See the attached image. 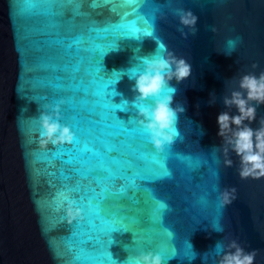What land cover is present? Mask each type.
Instances as JSON below:
<instances>
[{
    "label": "water",
    "instance_id": "water-1",
    "mask_svg": "<svg viewBox=\"0 0 264 264\" xmlns=\"http://www.w3.org/2000/svg\"><path fill=\"white\" fill-rule=\"evenodd\" d=\"M154 2L164 4L166 0ZM180 6L198 17L196 33L185 28L187 35L182 34L178 18L169 12L159 15L156 38L121 40L118 49L108 52L102 61L105 79L113 72L122 73L108 90L111 93L114 89L117 95L108 98L115 104L127 102L126 110L116 109V115L131 127L129 122L140 117L137 93L133 91L135 79L129 78V70L142 66L144 57L154 56L159 44L164 45L160 54L171 51L190 63V77L169 84L177 89L172 107L182 103L186 109L177 120L185 139L174 141L171 151L198 157L202 166L193 170L170 157L174 178L152 185L157 196L169 205L165 223L174 233L173 245L178 253L163 258L164 264H217V244L231 239H238L247 251L258 250L255 264H264V178L242 180L235 153L230 155L233 165L224 166L216 123L217 115L226 110L223 96L236 86L239 76L253 71V63L259 65L257 75L264 70V0H180ZM151 7L144 6L142 11L148 13ZM85 11H91L87 4ZM98 12H92V17L100 25L116 19L106 8ZM76 25L70 35L87 34L86 20L77 19ZM25 27L19 18V0H0V264H70L66 238L71 233L69 225L60 219L62 213L56 209L55 200L62 186L75 184L76 177L68 171L70 166L38 154L53 146L42 148L33 134L32 121L41 113L36 97L48 95L38 92L32 80L37 75L35 65L42 60L60 64L59 71L39 74L54 81L61 77L64 95H74L78 101L86 97L67 90L79 84L78 79H72L76 75L75 50L40 43L55 40V36L29 34L26 38ZM61 31L69 35L67 29ZM236 37L241 42L228 56L224 53L226 41ZM212 94L216 96L214 105L209 103ZM143 103L153 105L155 98ZM261 117L264 105L257 108L253 128L258 127ZM62 169L73 179L63 180ZM225 188H236L237 198L221 208L218 197ZM141 196L146 202L140 209L147 221L155 206L145 194ZM217 225L224 231H216L213 226ZM111 239L113 259L126 264L129 249L135 246L134 234L116 231ZM185 241L195 253L192 259L183 255Z\"/></svg>",
    "mask_w": 264,
    "mask_h": 264
},
{
    "label": "snow or ice",
    "instance_id": "snow-or-ice-1",
    "mask_svg": "<svg viewBox=\"0 0 264 264\" xmlns=\"http://www.w3.org/2000/svg\"><path fill=\"white\" fill-rule=\"evenodd\" d=\"M86 4L91 11H85ZM147 5L152 6L151 10L144 13L142 9ZM104 8L116 19L100 25L93 19L92 12L99 15L98 10ZM177 8H181L180 0H166L164 4L154 0H19V18L26 24V38H30L29 34L55 36V40L40 43L75 50L76 75L72 79H78L79 84L67 90L86 97L78 101L74 95H64L65 86L59 82L61 77L54 81L39 74L59 71L60 64L42 60L35 65L37 75L32 80L37 91L48 93L36 97L41 112L47 110V105H59L62 121L74 133L71 143L52 145L38 153L70 166L68 171L76 177L75 184L62 186L55 200L56 209L62 213L60 219L69 225L71 233L66 238L70 264H117L109 246L113 242L111 234L121 230L134 234L135 246L129 249V256L149 248L163 258L178 254L173 245L174 233L165 223L169 205L157 196L152 185L174 178L170 157L193 170L200 169L202 162L198 157L171 151L173 144L163 152L158 151L149 136H145L147 129L139 120L130 121L132 126L129 127L119 119L116 109L126 110L127 102L113 103L108 97L117 93L114 89L111 93L108 90L121 79L122 73L113 72L107 79L101 74L104 56L117 50L121 40H138L141 36L156 38L159 15L171 12L175 16ZM77 19L87 21L86 35H70L77 26ZM63 29H67L69 35H64ZM163 50L164 45L159 44L156 54ZM143 106L146 104L136 102L137 108ZM38 118L32 121L34 135L39 131ZM184 139L176 124L175 141ZM60 176L65 181L73 179L63 169ZM141 193L155 206L147 221L140 209L146 202ZM69 204L81 210V216L71 223L67 216ZM183 255L189 259L195 257L186 241Z\"/></svg>",
    "mask_w": 264,
    "mask_h": 264
},
{
    "label": "clouds",
    "instance_id": "clouds-1",
    "mask_svg": "<svg viewBox=\"0 0 264 264\" xmlns=\"http://www.w3.org/2000/svg\"><path fill=\"white\" fill-rule=\"evenodd\" d=\"M175 17L178 18L182 34L187 35L184 33L185 28L192 34L196 33L198 17L190 10L177 8ZM212 30L215 31V28ZM240 42V37L229 38L224 53L231 56ZM251 68L253 71L239 76L236 86L225 92L223 104L226 110L216 117L224 166L233 165L230 155L235 153L239 158L238 172L242 180L264 178V117L259 119L258 127L251 126L257 121V108L264 105V70L257 75L255 69L259 65L253 63ZM191 72L190 63L171 51L144 57L142 66L129 70V78L135 79L133 91L137 93L136 102L155 98L153 105L139 108V123L147 129L150 142L160 152L174 143L178 115L186 110L182 103L172 107L177 89L169 84L172 80L177 83L186 80ZM209 103H216L215 94H212ZM46 109L38 118L39 131L36 138L40 146L45 148L49 144L55 146L71 143L74 133L68 125L61 123L63 118L59 105H47ZM236 198V188H225L219 192V206L224 208ZM67 216L71 223L81 216V210L69 204ZM213 228L219 232L224 231L218 225ZM217 248V264H255L258 255V250L247 251L238 239H231L226 244L220 242ZM126 264H164V260L159 253L146 250L128 256Z\"/></svg>",
    "mask_w": 264,
    "mask_h": 264
}]
</instances>
